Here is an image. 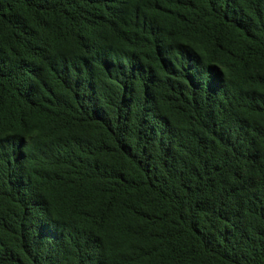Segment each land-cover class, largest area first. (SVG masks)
Wrapping results in <instances>:
<instances>
[{
  "label": "trees",
  "instance_id": "obj_1",
  "mask_svg": "<svg viewBox=\"0 0 264 264\" xmlns=\"http://www.w3.org/2000/svg\"><path fill=\"white\" fill-rule=\"evenodd\" d=\"M0 264H264V0H0Z\"/></svg>",
  "mask_w": 264,
  "mask_h": 264
}]
</instances>
